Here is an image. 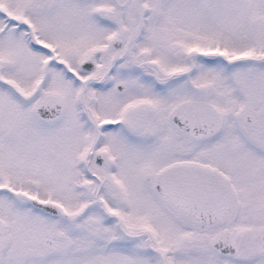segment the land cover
<instances>
[{"label":"snow or ice","instance_id":"obj_1","mask_svg":"<svg viewBox=\"0 0 264 264\" xmlns=\"http://www.w3.org/2000/svg\"><path fill=\"white\" fill-rule=\"evenodd\" d=\"M0 264H264V0H0Z\"/></svg>","mask_w":264,"mask_h":264}]
</instances>
